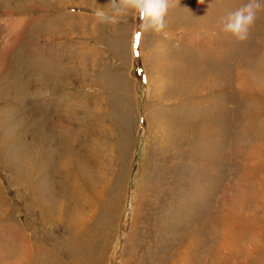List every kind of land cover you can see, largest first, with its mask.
<instances>
[{
    "label": "rangeland",
    "instance_id": "rangeland-1",
    "mask_svg": "<svg viewBox=\"0 0 264 264\" xmlns=\"http://www.w3.org/2000/svg\"><path fill=\"white\" fill-rule=\"evenodd\" d=\"M109 2L0 0V264H264V11Z\"/></svg>",
    "mask_w": 264,
    "mask_h": 264
},
{
    "label": "clouds",
    "instance_id": "clouds-1",
    "mask_svg": "<svg viewBox=\"0 0 264 264\" xmlns=\"http://www.w3.org/2000/svg\"><path fill=\"white\" fill-rule=\"evenodd\" d=\"M175 2L176 0H110L111 17L102 11H97L96 15L115 22L116 19L127 15L130 11H135L141 21L139 25L141 33L159 34L164 32L165 17ZM200 2L203 3L204 0ZM261 11H264V0H247L246 4L221 17L222 31L231 34L238 41L247 40L250 29Z\"/></svg>",
    "mask_w": 264,
    "mask_h": 264
},
{
    "label": "bare ground",
    "instance_id": "bare-ground-1",
    "mask_svg": "<svg viewBox=\"0 0 264 264\" xmlns=\"http://www.w3.org/2000/svg\"><path fill=\"white\" fill-rule=\"evenodd\" d=\"M67 162H68V161H67ZM67 162H62V163H61V167L64 169V171L67 170V165H68Z\"/></svg>",
    "mask_w": 264,
    "mask_h": 264
}]
</instances>
